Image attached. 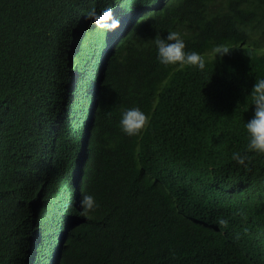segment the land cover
<instances>
[{"label": "trees", "instance_id": "1", "mask_svg": "<svg viewBox=\"0 0 264 264\" xmlns=\"http://www.w3.org/2000/svg\"><path fill=\"white\" fill-rule=\"evenodd\" d=\"M135 1L0 0V264L26 249L38 186L69 181L47 172L35 155L46 135L61 150L76 142L60 124L51 128L65 113L72 74L81 71L68 59L74 32L92 8L129 13L153 0ZM161 1L140 26L106 101L118 121L124 109L139 107L150 123L134 159L116 125L97 118L82 192L99 207L88 216L72 209L63 264L67 257L70 264H264V154L246 151L244 127L253 112L251 88L264 78V53L256 51L264 6L259 15L252 10L263 2ZM169 31L181 34L185 50L241 38L255 51L239 50L223 73L212 65L203 73L178 71L156 59L154 39ZM121 86L140 100L129 101ZM235 153L246 154V166ZM221 223L252 249L234 235H208Z\"/></svg>", "mask_w": 264, "mask_h": 264}, {"label": "clouds", "instance_id": "2", "mask_svg": "<svg viewBox=\"0 0 264 264\" xmlns=\"http://www.w3.org/2000/svg\"><path fill=\"white\" fill-rule=\"evenodd\" d=\"M243 1L248 4L260 1L264 3V0ZM133 2L136 4L135 0ZM263 3L252 8L253 15L262 12ZM161 5V0H153L143 8L137 5L129 13L123 7L119 9L111 5L102 11L92 8L87 11L79 28L74 32L70 40L68 59L71 67L78 65L81 71L72 74L66 88L65 113L60 116V122L54 120L51 128L58 129L60 124L61 132H67L76 142L70 150L64 147L61 150L58 141L51 135H46L41 141L39 155H35L37 164L46 160L47 172L52 171L51 175H64L69 181L62 184L61 180H55L60 182L38 186L39 196L35 202L33 222L26 233V249L22 254L10 258L9 264H18L20 260L22 264H63L72 209L79 211L80 207V214L88 216L99 207L91 194L82 192V168L85 160L91 157L88 143L97 126L98 117L106 115L116 125L120 137L134 147V159L136 158L140 137L150 123L149 117L139 107H131L122 111L118 121L117 109L110 108L106 101L111 98L122 61L134 44L140 26L148 19L149 11L152 8L156 10ZM236 39L232 43L227 38L226 41L220 38L207 43L204 50H185L186 45L181 34L169 31L166 36H157L154 39L156 59L163 66H175L178 71L203 73L207 65H212L223 73L226 63L239 58V50L255 51L249 41ZM256 51L261 52L259 55L264 53V41L256 43ZM121 90L129 101L140 100V97H131L123 86ZM154 97L157 98L155 94ZM149 100H153V97L150 96ZM251 105L252 117L244 125L248 136L246 151L264 154V78L255 81L251 88ZM232 159L238 165L246 166V154L235 153ZM101 189L104 187L99 186L98 192ZM184 207L180 206L177 210H183ZM227 226L229 225L226 223L210 225L208 235L219 232L227 240L229 235H234L233 241H238L236 234L228 230ZM240 245L242 246L241 243ZM69 260L67 257L64 264H70Z\"/></svg>", "mask_w": 264, "mask_h": 264}, {"label": "rangeland", "instance_id": "3", "mask_svg": "<svg viewBox=\"0 0 264 264\" xmlns=\"http://www.w3.org/2000/svg\"><path fill=\"white\" fill-rule=\"evenodd\" d=\"M240 243L242 244V247L245 248L246 251H250L252 248L247 245V242L244 239H239ZM251 248V249H250Z\"/></svg>", "mask_w": 264, "mask_h": 264}, {"label": "bare ground", "instance_id": "4", "mask_svg": "<svg viewBox=\"0 0 264 264\" xmlns=\"http://www.w3.org/2000/svg\"><path fill=\"white\" fill-rule=\"evenodd\" d=\"M85 72V71H84Z\"/></svg>", "mask_w": 264, "mask_h": 264}]
</instances>
